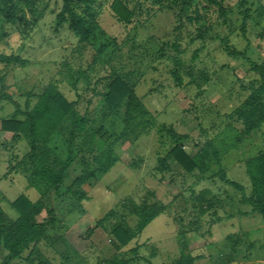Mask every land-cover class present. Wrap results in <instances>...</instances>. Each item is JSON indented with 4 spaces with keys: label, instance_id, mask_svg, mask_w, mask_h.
Returning <instances> with one entry per match:
<instances>
[{
    "label": "rangeland",
    "instance_id": "1",
    "mask_svg": "<svg viewBox=\"0 0 264 264\" xmlns=\"http://www.w3.org/2000/svg\"><path fill=\"white\" fill-rule=\"evenodd\" d=\"M110 2L97 0L94 5L96 38L81 52L68 25L57 23L61 0H44V16L33 25L28 16L29 27L0 18V55L18 56L27 62L25 67L0 64L1 98L11 97L24 110L27 102L34 107L35 96L54 85L69 101H79L81 114L88 110L89 127L94 132L102 128L97 138L111 143L125 128V108L108 114L102 98L104 79L116 72L128 75L127 81L147 113L144 117L133 113L137 118L127 137L114 146L119 162L105 176L83 186L88 201L82 202L61 194L87 165L95 166L93 155H75L57 195L43 185L31 186L32 168L25 160L28 143L12 144V135L0 132V205L16 220L18 214L11 204L26 195L32 202H43L40 222L51 216L56 220L47 238L12 264H118L136 258L134 250L140 260L132 264H176L182 254L189 253L200 257L196 264H264L262 216H243L250 209L240 204V194L217 177L207 179L223 169L229 180L244 186L249 194L245 163L264 151V126L241 139L242 125L230 118L257 79L247 60L264 62V0H224L229 24L216 26L205 40L197 39L193 25L185 22L181 26L177 13L165 7L154 8L144 16L142 26L128 32L113 19ZM217 36L243 56L229 55L220 40L211 38ZM102 46L105 51L92 64ZM196 51L198 58L192 61ZM176 61L191 67L189 73L181 71L182 86L172 75L176 69L182 70ZM15 111L12 103L0 100V122ZM163 126L189 138L185 148L206 178L194 186L195 193L208 191L222 201L224 211L218 212L222 221L213 222V211L199 216L189 190L196 179L181 176L175 162L170 163L171 173L157 172L158 159L171 146L170 136L161 131ZM47 149L50 166L59 171L69 155L66 136L56 135ZM21 161L26 164L11 171ZM143 206L164 213L118 251L112 227L124 222L135 231L136 207ZM106 217L107 221L99 223ZM194 221L197 231L186 227ZM181 226H185L184 237L179 236ZM235 241L239 244L234 249Z\"/></svg>",
    "mask_w": 264,
    "mask_h": 264
},
{
    "label": "trees",
    "instance_id": "2",
    "mask_svg": "<svg viewBox=\"0 0 264 264\" xmlns=\"http://www.w3.org/2000/svg\"><path fill=\"white\" fill-rule=\"evenodd\" d=\"M0 18L6 23L25 24L29 27L28 16L33 23L40 20L45 13L44 0H0ZM62 10L57 18L58 25L67 24L69 30L79 40L78 52L86 49L96 38L98 23L94 5L97 0H61ZM194 0H111L109 11L113 19L128 32H131L143 25L142 19L149 15L154 8L165 7L177 13L181 26L185 22L193 25L198 31L197 39L205 40L209 38L210 32L217 27H226L229 24V9L224 0H199L198 4H193ZM248 11L246 12V14ZM248 16L244 18V23ZM34 21V22H33ZM245 36V24L242 27ZM264 33L261 35V37ZM224 46L226 52L234 57L243 56L228 45V41L217 37ZM177 50L178 46H173ZM106 46H102L94 54L92 64L100 59L105 51ZM198 52L193 55L192 61L198 58ZM247 62L251 70L256 74L257 79L249 87L248 96L241 104L232 111L230 118L235 123L242 125L241 139L249 138L253 133L259 131L264 126V62L255 64L250 60ZM0 64L10 66L19 64L25 67L27 62L18 56L0 55ZM176 65L182 70L176 69L172 72L174 81L178 86L183 85L181 71L191 70L188 65H183L176 61ZM128 75H120L113 72L108 78H105V91L102 98L108 110V114H117L122 108H125V128L123 132L111 143L104 137L97 138L98 132H94L89 127V112L81 114L78 110L79 101H69L60 91L50 85L44 91L36 95L37 102L34 107H30L27 102L26 108L21 109L20 105L11 97L4 96L5 99L12 103L16 111L7 119L0 122V132L12 135V144L27 142L29 152L25 155L31 168V186L38 187L43 185L55 194L60 195L64 186V180L70 165L74 162L77 153H89L93 155L92 161L94 167L86 166L82 173L65 189L61 195L63 197L71 195L79 202L88 201L87 194L83 191L90 181L105 176L119 162V158L114 151L116 143L125 139L128 135V129L137 117L133 116L134 112H139V117H144L147 113L142 110V105L135 95L134 88L127 81ZM3 82V78L1 79ZM79 98V96H78ZM161 131L168 133L171 144L166 155L158 159L157 172L161 175L171 173L173 170L170 163L175 162L179 166L180 175L194 178L196 181L189 187L192 192L194 208L199 210L200 215H206L213 211L215 220L222 221L218 217V212L223 210L222 201L208 191L195 193L194 186L200 184L206 178L200 174L202 171L194 158L187 152L185 145L188 142L186 135H180L175 131L164 126ZM56 135L66 136L68 158L65 165L59 170H54L49 164L48 147ZM7 146L5 145V148ZM217 158V152H214ZM25 161L17 163L11 167V171L22 165ZM246 173L250 180L251 191L247 194L244 186L227 178L223 169L207 179L213 180L217 177L223 184L233 188L240 194V204L250 209V212H244L243 216L260 214L264 221V151L253 156L245 163ZM199 171V172H198ZM12 208L18 214L16 220H12L0 205V264H12L22 259L27 251H33L43 240L47 238L48 232L54 229L56 220L49 217L47 220L40 222L38 217L43 213L45 208L43 202H32L26 195H21L12 204ZM138 224L133 231L126 224L119 223L112 227L111 236L115 247L118 251L127 248L133 240L142 234L154 221L163 215L164 210L159 212L154 207L147 206L136 207ZM51 214V213H50ZM229 218L233 216L228 215ZM108 217L101 220L103 223ZM197 221L189 222L186 226L189 230H198ZM186 235L185 226H181L179 236ZM234 239H229L232 243ZM233 248L239 242L235 241ZM6 253L4 255L3 253ZM136 258L124 260L118 264H132L139 261L137 250H134ZM200 257L192 253L182 254L176 261V264H196ZM231 260V259H230Z\"/></svg>",
    "mask_w": 264,
    "mask_h": 264
}]
</instances>
